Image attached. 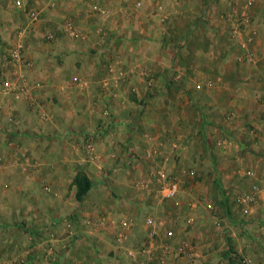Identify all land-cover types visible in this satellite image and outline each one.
<instances>
[{
	"label": "rangeland",
	"instance_id": "obj_1",
	"mask_svg": "<svg viewBox=\"0 0 264 264\" xmlns=\"http://www.w3.org/2000/svg\"><path fill=\"white\" fill-rule=\"evenodd\" d=\"M15 1L0 264H264V0Z\"/></svg>",
	"mask_w": 264,
	"mask_h": 264
},
{
	"label": "built area",
	"instance_id": "obj_2",
	"mask_svg": "<svg viewBox=\"0 0 264 264\" xmlns=\"http://www.w3.org/2000/svg\"><path fill=\"white\" fill-rule=\"evenodd\" d=\"M15 5L19 8L22 6V1L21 0H16ZM31 16L33 17L34 20L37 18V13H31ZM66 31L70 36H77L78 32L75 29H72L71 27L66 28ZM22 42V41H21ZM22 47V43H18L9 53L11 59L13 61L19 62L20 61V50ZM3 88L6 92H14L16 89L19 88L17 85V81H5L3 83ZM177 193V186L176 184L172 185L170 184L167 188V196L168 197H173Z\"/></svg>",
	"mask_w": 264,
	"mask_h": 264
},
{
	"label": "crops",
	"instance_id": "obj_3",
	"mask_svg": "<svg viewBox=\"0 0 264 264\" xmlns=\"http://www.w3.org/2000/svg\"><path fill=\"white\" fill-rule=\"evenodd\" d=\"M59 2V0L57 1V0H49V4L50 5H53L54 3H55V5H56V3H58ZM88 7H93V10L95 11V15H97V16H99V18H105V11H103V9L105 10V8H103V6L102 5H99V4H92V5H87V8ZM66 8H68V7H66ZM92 10V9H91ZM260 19V22H262V23H264V19H262V18H259ZM83 22L86 24L87 23V21L86 20H83ZM82 22V23H83ZM77 30V32H78V35L79 36H82L81 35V32H82V29L81 30H78V29H76ZM99 32H100V30H99ZM100 33H102V31L100 32ZM64 35L65 36H67V37H69V38H72L69 34H68V32L65 30L64 31ZM260 40H262V41H264V28H262V32L258 35V38L256 39V44L257 45H259L258 43L260 42ZM261 41V42H262ZM256 83L255 84H257V86H259V81H255ZM261 82V85H264V81H260ZM82 160L80 161V165H83L82 164ZM86 175H87V173H85ZM87 177L90 179V177L87 175ZM90 181H91V179H90ZM93 184V183H92ZM93 188V187H92ZM75 193H76V190H75V188H72V194L73 195H75Z\"/></svg>",
	"mask_w": 264,
	"mask_h": 264
},
{
	"label": "trees",
	"instance_id": "obj_4",
	"mask_svg": "<svg viewBox=\"0 0 264 264\" xmlns=\"http://www.w3.org/2000/svg\"><path fill=\"white\" fill-rule=\"evenodd\" d=\"M76 193L75 199L80 203L91 188V182L86 177L75 178Z\"/></svg>",
	"mask_w": 264,
	"mask_h": 264
}]
</instances>
